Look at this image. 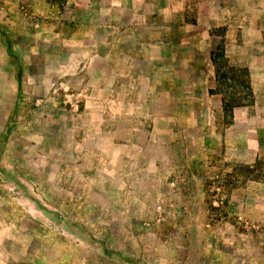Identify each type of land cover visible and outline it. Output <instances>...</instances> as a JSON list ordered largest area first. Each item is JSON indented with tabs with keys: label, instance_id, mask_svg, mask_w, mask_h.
<instances>
[{
	"label": "rangeland",
	"instance_id": "1",
	"mask_svg": "<svg viewBox=\"0 0 264 264\" xmlns=\"http://www.w3.org/2000/svg\"><path fill=\"white\" fill-rule=\"evenodd\" d=\"M185 1L0 0V30L26 83L12 110L22 94L29 109L22 141L8 147L0 135V264H264V81L248 68L260 37L244 52L263 11L247 20L221 0L223 20L203 38ZM60 56L80 72L60 75ZM223 60L228 77L247 71L249 106L225 107ZM90 66L102 76L101 107L88 98L98 93ZM118 94L133 100L134 122L156 124L149 159L166 160L158 143L170 142L164 172L137 167L145 190L125 175L102 180V130L114 127Z\"/></svg>",
	"mask_w": 264,
	"mask_h": 264
},
{
	"label": "crops",
	"instance_id": "2",
	"mask_svg": "<svg viewBox=\"0 0 264 264\" xmlns=\"http://www.w3.org/2000/svg\"><path fill=\"white\" fill-rule=\"evenodd\" d=\"M190 3L189 0H186L184 2ZM195 5L197 6V21H203L204 24L199 25L197 22V26L195 25L194 28L197 29L196 31L200 32V34H196L195 36L198 37H208L210 35H213L212 33H208L209 31L216 29L218 25H216L217 22H222L223 18L221 17L222 8H220L222 2L221 0H194ZM257 5L255 7H252V2L251 0H230L229 4L233 5V9H236L238 6H242L240 9V14L242 16H247L248 19L250 20L249 14L251 11H263L261 14L262 16H259L260 19L257 20L259 25L258 27V35L255 34L254 32L250 31L246 35V44L244 48V52L246 48H250L251 51L254 52V42L253 40L255 39L256 43V38L260 37V43L258 44V51L259 56L257 57L256 61L254 60L253 62L248 63V68L254 70L255 72H259L258 75H262V81H264V0H258ZM248 6V7H247ZM236 7V8H235ZM247 9V10H245ZM263 9V10H261ZM171 11V10H169ZM249 11V14H247ZM179 13H181L179 11ZM260 14V15H261ZM7 17H3V21L7 20ZM239 19V18H238ZM252 19V18H251ZM2 21V22H3ZM233 21L232 18L229 19V22ZM1 22V21H0ZM224 25V24H221ZM185 28L189 31L191 26ZM223 27V26H221ZM255 27L253 28V30ZM199 30V31H198ZM2 31L0 30V135L4 132H8V140H9V145H11L13 142H18L23 140V134L24 132H21V128H25L26 126V120H27V115L29 113V109L27 107V102H28V97L25 96V94H22L19 96L17 101L14 104V108L12 110V105L15 100V96L20 90L22 91L24 88V84H26L22 78H20V74L15 70L14 66L12 65V61L9 55V49H10V43H8V39L4 38V36L1 33ZM191 32V31H189ZM196 32V33H197ZM195 34V32H192ZM61 34V31H59L57 34L54 36H59ZM189 34V33H187ZM70 36L75 37L76 33L72 31V34ZM78 36V35H77ZM76 38H70L67 41L68 44H66L68 47L73 46V43L75 42ZM254 44V45H253ZM208 50V49H207ZM204 49V52L207 51ZM63 58V56H60V64L61 62H67L65 65H61L59 68H62V71H60V75H75L76 73L80 72L81 69H79L80 64L75 66L74 64V59L72 58ZM79 69V71H78ZM88 74H92L90 77L91 78H96L95 85L89 84L90 87H95L96 90L98 89V93L96 95H89V100L90 101H95L98 102V106L101 107V102H102V76H95L92 73V68L91 66L89 67ZM258 75L254 79L258 78ZM259 79V78H258ZM77 80V79H76ZM260 80V79H259ZM71 82H74V78H71ZM51 83V82H49ZM67 85L68 82H65ZM69 87V86H68ZM216 87V86H215ZM87 90V89H86ZM85 91V90H84ZM94 91V90H93ZM93 91H91L93 93ZM153 96V95H152ZM151 96V97H152ZM140 99L146 97L145 95H139ZM142 97V98H141ZM24 99L26 100V105L21 113L22 120L20 123H17L13 121L14 118V111H15V106L18 100ZM34 100V105L35 107H41L42 104L45 103V101L41 98H35ZM132 99L127 98L126 96H123L121 94H118L116 96V103L114 106L110 108V113L116 118V122L114 124V127L111 128L110 133H107L109 131H103L102 130V180H109L114 178L115 182L123 183V180L119 179L120 176L127 177L129 180L128 183L132 184L133 183H139V189L140 190H145V188L148 185V181H143L139 177V171L137 170V167L143 166V169L145 170L147 175L151 176L155 169L162 172L165 171L167 166H170V142L160 139L158 143V147H161L162 150L167 152V157L166 160H155L153 158L149 159L148 155L149 149L152 147L154 144L153 140V134L154 132V126L156 124L151 121V125H148V123L144 120L145 118L139 119L138 122H134V106L132 104ZM131 102V103H130ZM12 110V114H11ZM102 112L101 108H98L96 114L94 116H99L100 113ZM11 115V120L8 122V117ZM108 115V114H107ZM149 118V117H148ZM144 119V120H143ZM20 124V127H17V125ZM206 126L209 123H204ZM151 126V127H150ZM103 127V126H102ZM23 128V129H24ZM170 124H165L162 127V132H169ZM99 129V128H98ZM100 136V134H99ZM260 148V147H259ZM58 163V162H56ZM252 164V163H251ZM104 174L106 177H104ZM141 174V173H140ZM110 176V178H109ZM260 185V184H258ZM260 186L259 189H261ZM117 190L118 186L115 187ZM118 192V191H117ZM261 206V205H259ZM253 205L249 204L248 208L251 209Z\"/></svg>",
	"mask_w": 264,
	"mask_h": 264
},
{
	"label": "trees",
	"instance_id": "3",
	"mask_svg": "<svg viewBox=\"0 0 264 264\" xmlns=\"http://www.w3.org/2000/svg\"><path fill=\"white\" fill-rule=\"evenodd\" d=\"M218 52L222 53L221 50H218ZM191 53H193L196 58V51L191 50ZM220 57L222 56L220 55ZM226 62L227 61L223 60V62H220V65H217L216 61H214V65H217L216 71L222 68L221 72L217 74V81H218V88H219L220 94L222 95L224 94L223 97L225 101V107H232L231 105L240 106V107L249 106L251 102L246 100L245 96L247 97V93H245V96H244V92H243L244 89L246 88L245 86L246 82H244V80L242 79L240 75L241 73L242 76H244L245 72L247 71L245 69H239V72H240L239 73L238 71L235 72V70H231V76L228 77L226 75H228L227 73L230 70L225 72V70L223 69L224 66L222 67V65H225Z\"/></svg>",
	"mask_w": 264,
	"mask_h": 264
},
{
	"label": "built area",
	"instance_id": "4",
	"mask_svg": "<svg viewBox=\"0 0 264 264\" xmlns=\"http://www.w3.org/2000/svg\"><path fill=\"white\" fill-rule=\"evenodd\" d=\"M59 89L63 92V97L65 99V103H68V104H70V106L72 108L77 109L76 105H74L75 103L72 104L73 100H74V96L71 94L70 88L68 87V85L65 82H61L59 84ZM25 105H26V100H24V99L18 100V102L16 103V106H15L13 121H15L17 123L21 122V120H22L21 119L22 118L21 113H22Z\"/></svg>",
	"mask_w": 264,
	"mask_h": 264
}]
</instances>
